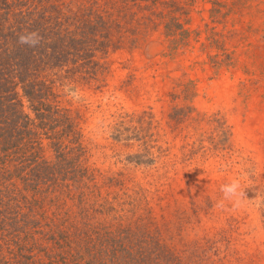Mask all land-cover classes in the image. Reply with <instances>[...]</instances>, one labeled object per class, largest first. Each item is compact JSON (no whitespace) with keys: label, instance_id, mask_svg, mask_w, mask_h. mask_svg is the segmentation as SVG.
Segmentation results:
<instances>
[{"label":"rangeland","instance_id":"374dc122","mask_svg":"<svg viewBox=\"0 0 264 264\" xmlns=\"http://www.w3.org/2000/svg\"><path fill=\"white\" fill-rule=\"evenodd\" d=\"M159 2V30L65 106L82 115L89 165L150 193L167 243L196 251L223 233L231 244L200 264H264V0Z\"/></svg>","mask_w":264,"mask_h":264},{"label":"trees","instance_id":"16d2710c","mask_svg":"<svg viewBox=\"0 0 264 264\" xmlns=\"http://www.w3.org/2000/svg\"><path fill=\"white\" fill-rule=\"evenodd\" d=\"M163 16L159 0H0V264H200L231 244L223 233L196 251L167 243L150 193L89 165L82 115L65 106L105 88L110 54Z\"/></svg>","mask_w":264,"mask_h":264}]
</instances>
